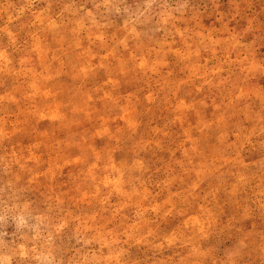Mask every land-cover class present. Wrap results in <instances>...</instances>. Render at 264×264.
<instances>
[{"label": "rangeland", "instance_id": "374dc122", "mask_svg": "<svg viewBox=\"0 0 264 264\" xmlns=\"http://www.w3.org/2000/svg\"><path fill=\"white\" fill-rule=\"evenodd\" d=\"M0 264H264V0H0Z\"/></svg>", "mask_w": 264, "mask_h": 264}, {"label": "clouds", "instance_id": "9594fccd", "mask_svg": "<svg viewBox=\"0 0 264 264\" xmlns=\"http://www.w3.org/2000/svg\"><path fill=\"white\" fill-rule=\"evenodd\" d=\"M24 223H25V222H24L23 220H20V221H19V224H20V225H23Z\"/></svg>", "mask_w": 264, "mask_h": 264}]
</instances>
